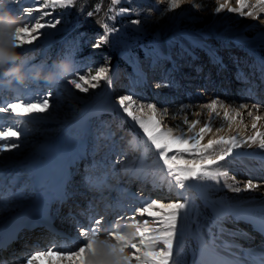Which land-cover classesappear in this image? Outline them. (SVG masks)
I'll return each instance as SVG.
<instances>
[{
    "label": "rangeland",
    "instance_id": "374dc122",
    "mask_svg": "<svg viewBox=\"0 0 264 264\" xmlns=\"http://www.w3.org/2000/svg\"><path fill=\"white\" fill-rule=\"evenodd\" d=\"M13 1L15 0H10L8 7L19 16L23 14L24 8L33 6L32 0H16L21 1L20 3H14ZM193 1L194 0H180L179 7L172 9L170 8V0H121V3L119 4H113L112 0H96L90 9L84 10L87 0H76L74 5L64 9H45V11L51 12V16L45 17V20L60 19L61 23L53 29H42L41 32H47L49 34L42 35L39 39L34 41L33 44L24 45L20 48V51L23 54V60H27V64H25L27 69L32 71L39 67L44 68L45 70H52L58 60L70 58L75 65L74 72L82 75H89L90 77L91 75H95L100 68L107 69L108 76L111 79L110 85H112V89L107 93L108 86L110 85L103 80L99 82L98 87L89 88L87 93L80 92L79 89H75L73 86L65 84L61 80L56 83H48L43 80L29 79L19 87L21 91L28 94L27 96H23L26 100L32 99L35 94L46 95L50 91V107L48 111L44 113H35L30 117H27L30 122V128L26 127L24 123L18 125V127L25 128V131L21 133L22 141L18 142L20 143V146H22L21 150L23 151H21L22 153H18L17 160L4 164H8L6 168L7 170L10 166L9 164L12 162L19 166L16 171L12 170L8 173V175H10L8 178L9 181L3 183V185L7 184V188L11 187L9 188L10 190H8L10 192L9 196H6L8 191L4 190V187L3 192L0 193V199L5 201V206L11 203V201H7L9 200V197L13 199L26 194H34V189L32 187V185H34V180L30 177L31 174L29 173V171L32 170L33 165L27 161L28 157H31L33 152H37L36 149H38L39 146H52L54 136L63 133L65 127L69 125L70 121L77 118L97 97L102 98L105 94H109V97L112 99L111 102H109V105L113 108L96 112L90 119L91 143L95 144L94 147L100 145V150H108L111 146H113V149L107 155L104 164H102L101 161H97L99 155H97V149H94L91 161L95 160L96 163H92L94 167L91 169V174L89 176L90 180L85 182L87 185L86 187H89L91 180L98 181V179H104L105 182H115L122 187H127L128 184L131 183V180L129 178H119L117 175V171L121 170L125 162H129L130 165H128V167H123V169L127 170L130 168L148 179H155L160 169L154 163L157 152L153 150L146 151V145L142 143L145 139L142 134L143 130L139 129L138 124L132 121L130 117H127V114L123 113L122 109L118 107L119 100H117V98L120 93L133 95L135 100H138L143 104L149 101H158L160 104L159 106L161 107H179L180 110L184 109V107H182L183 104L193 103L195 106L192 107V112L187 114V118L189 122H191L193 121L192 118L195 117L194 111L196 112L197 108L201 106L199 104L207 103L212 99L205 97V94L213 95V92L217 87L227 85V88H224L225 90L222 93H214L219 98H227L229 97V95H227L228 92L231 94H234L236 91L246 93L247 89L251 87L250 83L257 82L254 84H260L261 80L259 75L251 74L252 67H257L259 65V62L254 59L252 55H248L247 51L244 49V53L234 52L232 49V51L228 53L226 47L227 44L225 45V43L212 37L207 40L211 45H214L215 48H217V50H215L218 55L222 56V64L219 65V68L217 66H206V64H204V68L196 77V79H198V82L196 83L198 88H196V84H194L193 87L188 88L183 85V89H188V92H195L196 89H199L204 93V97L201 100L196 99L194 96L198 95L192 93L191 98H188L189 94H185V91H180L178 92V95H173L171 98L169 97L171 103H165L166 100L160 99L161 97L165 98L166 95L163 96L162 92L155 89V86H167L168 84L166 83L169 82L167 77L170 73L164 76V73L161 71L159 77L158 70H160V67L161 69L166 67L170 62H167L166 64L161 62L162 59L165 58L163 50L158 48L159 43L170 45V51L175 58H183L177 60V67H174V69L172 68L173 76L177 74L175 75V79L178 82H181L179 79V76L181 75L180 66L183 67L184 65H190V61H188L190 55L192 53V55L195 54V60H197L207 52V49L203 47L202 49L200 47V42L198 40L201 37L200 35L203 30H206L209 23L211 24L214 21L216 17L215 10L217 7H210L207 5V8L202 9L203 11H201V7H196V3L194 5ZM203 2L204 0H201L202 4ZM223 2H225V0H222L221 4H223ZM232 4L233 8H235L236 2L233 1ZM36 6H39L38 2ZM121 9H126L128 11L122 13ZM89 12L92 13L91 16L88 15ZM203 12H205V14H203ZM32 15H37V13H33ZM208 15L211 18H208ZM20 18L21 24L23 20V22H28L31 19L27 14ZM134 20H139L140 23H132ZM104 24H108L110 27H115L117 31L108 34L107 43H103L99 48H95L93 45L97 43L98 39L106 34L103 27ZM33 34L35 35V33ZM248 35L251 37L245 35L243 38L245 40H252L250 43L257 46L258 43L256 44L252 39L253 35ZM242 40L243 39L240 41L243 42ZM186 57L188 58L185 59ZM228 59L233 61L227 63ZM226 64H229L228 67L223 66ZM195 65L196 63L188 69L189 71L187 70V80L195 75ZM136 66L139 67L138 70L135 69ZM220 68L223 75L221 79L216 80L214 77L220 72ZM228 70H231V74H233V79L229 81L225 79ZM240 71L247 73L250 80L248 81V79H246L244 82L242 76L238 78V73ZM183 72L186 73V70H183ZM245 78L246 77L243 79ZM234 79L235 81H233ZM157 81L158 84L156 85L155 83ZM2 86L3 87L0 89V101H12L14 98L21 97L20 95L17 97L12 96L13 91H11V95L8 93L5 94L7 90L10 91L11 89H9L8 85L2 84ZM11 86L15 87L16 84ZM118 86L119 88L117 89ZM260 88L261 85L258 86V89ZM152 90H156V92L152 93ZM72 92L75 93L73 98L75 101L70 100L71 98L69 95H71ZM256 95H263V97H257L253 102L255 105H260L257 115L261 116L264 113V109H260L264 104V92L261 89ZM179 97L181 99H178ZM135 110L136 109H134V111ZM136 114L141 115L142 112L137 111ZM199 115L202 117L205 116L202 112H200ZM0 116V124H4L6 116L13 115L11 113H0ZM167 120H169V118ZM174 120L175 123H172ZM170 121L171 125L170 123L163 122L165 128L168 126V128L171 127L172 129H175L174 127L179 126V129H183L185 132L187 131L188 125L178 120L177 117H172ZM31 133H35L36 135H31V137H29ZM176 134L179 135L180 131ZM101 138H104L103 141H101ZM133 138L137 141L138 146L136 147L130 145V141H132ZM28 150H32L33 152L28 154ZM171 154L172 153H170V155ZM183 155L186 159L192 158L188 154ZM1 156H4V154H1ZM254 158L257 157H252L253 160ZM227 159H229V157ZM84 160V157H81L78 160L77 166L73 170V174L77 175L78 171L83 170ZM246 162L247 160L242 155V151L237 152L233 159L230 160L228 166L231 168L240 167L241 173L236 174L232 170H229L231 171L230 173L232 176H237L243 181H262L259 179L258 173L250 177L247 176V172H245ZM254 163L256 166L259 165L255 160ZM113 166L114 169L112 170ZM218 166L221 167L222 170L223 166L220 162L213 167ZM87 170H89V168H87ZM102 171L107 172V174H101L100 172ZM15 175L19 176L16 181L12 179L15 178ZM76 179H78V177ZM3 180L4 179H2L1 182H4ZM10 180L12 181L11 183ZM157 181L159 183L160 178H158ZM187 183L190 184V187L179 190L184 193V196H178L177 190L175 189L169 191L167 184L165 183L159 188L158 194L154 193L153 189H148L145 192L142 190V192L147 196L150 194L155 195L157 197L156 200L163 203L175 202L178 199L182 201L184 198L189 200L190 203L187 209V215L184 216L182 213L181 218H179L177 222V235L173 243V258L176 261V264H190L192 261L194 264H202L200 257H195L197 254L196 248L191 245L195 238L193 235V228L196 224L197 214L203 213L211 217V215L208 214L207 207H203L207 206L205 202L207 200H216L219 203H223V201L226 202L228 196L226 193L222 195L224 198H217L219 194L214 191V189L217 188L215 181H190ZM101 184L102 185L99 186L105 187L103 183ZM140 184L142 183H135L132 188H134L136 192H139L141 190L139 187ZM69 186L71 189H73L74 186L76 187V190L71 192L73 197L78 194H83L86 197L85 199H87L89 198L88 196L91 195L90 190L85 191L83 186L70 185V182ZM100 194L98 196H100ZM115 194L117 195L116 201L118 202L120 199L124 198L126 192L115 190ZM91 196H93L91 201L93 202V205L96 206L99 201L98 196H94L93 194ZM131 198L132 200H137L136 197ZM54 205L57 204L54 203ZM126 205H130V208L124 209L125 206H123L122 211L115 213L119 216V214L123 212L122 215L124 216L121 215L122 218H129L128 220L118 218V220L121 219L123 224L135 222L129 217L130 215H133V213L127 214V212H132V209L139 207L141 204L129 201ZM194 208L197 214L195 212L193 214ZM10 209L11 207H8V210ZM65 210L66 205L64 204V208H62L61 211L64 212ZM106 212L110 213V210L108 209ZM144 218L139 217L138 215L136 216V219L139 220ZM147 219H149L150 222L152 220V218ZM103 220H106V223L113 221L112 219ZM211 221L217 226V230H220V234L228 237L232 243H238L239 245L246 247L257 243L256 241L247 244V241L241 235V233L246 230L253 231V227L248 223L239 219H230L228 217H225L222 220H218L216 217H211ZM218 225H220V228ZM52 246H54V244ZM189 249L192 250V254ZM128 251L134 250L129 249ZM23 253L24 250L21 252V255H23ZM63 264H67V261L63 262Z\"/></svg>",
    "mask_w": 264,
    "mask_h": 264
},
{
    "label": "bare ground",
    "instance_id": "6f19581e",
    "mask_svg": "<svg viewBox=\"0 0 264 264\" xmlns=\"http://www.w3.org/2000/svg\"><path fill=\"white\" fill-rule=\"evenodd\" d=\"M164 1V0H163ZM167 1V0H165ZM222 0H204L203 4L201 3V0H194L193 3L196 7H201L202 9H206L207 5L210 7H219L221 5ZM233 1L236 2L235 8H240V4L238 3V0H225L223 4L225 7L216 13V17L214 21L210 24L208 28L203 30L201 33V37L199 38L200 47L207 49V52L203 56L200 57V59L195 60V54L190 55V58L188 61H190V65L186 66L184 65L181 67L179 76V79L181 82H178L175 79V74L173 76V70L176 66L177 60L183 59V58H175L170 49V45H166L163 43H159L158 48L163 50L164 52V58L162 59V63L166 64L167 62H170L166 67L162 68L160 67V70H158V75L160 77L161 71L165 75H170L167 77L169 82L167 86L159 85L158 87L155 86V89H158L160 92H162V95H166L165 98L161 97L160 99L166 100L165 103H171V96L178 95L180 91H185V94H189L188 98H191L192 93L196 94L198 96L196 99H202L204 97V93L200 91L199 89H196L195 92H188V89H183V85L188 87H193L194 84L198 82V79L196 77L199 75L200 71L204 68V64L210 65V66H217L219 68V65L222 64V56L217 54V48H215L214 45H211L208 38H216L218 41H221L222 43L227 44V51L230 53V51L234 50V52H242L244 53L246 50L248 55H252L254 59H256L259 62V65L257 67L253 66L251 70V74L259 75L260 78V84L255 85L257 82H252L251 87L247 89L246 93L243 92H234V94H231L228 92L227 95L229 97H222L219 98L215 94L222 93L226 88L227 85H223L222 87H217L215 91L213 92V95H206L205 97L212 98L207 103L199 104L200 107L197 108V113L194 111V116L192 120H199L200 123L195 126V128L192 130V132H187V135H193L197 132H199L200 128L204 126V123L208 121L209 116L213 117L211 121V127L212 131L207 133L204 136V139L201 141L202 144H206L208 140L210 139H218L220 136L229 137V136H237L241 140H247L248 137L253 136L256 134V132H262L264 133V113L260 116L261 119L259 121H254L253 117L248 116V112L252 111L253 116H257V110L253 108V105H255L253 102L258 97H263V95L257 96L258 91L264 92V4H258V0H245V3L248 4L249 7L244 9V15H241L240 12H232L229 11L230 8H233ZM14 3H20L21 1H13ZM255 6V7H254ZM204 7V8H203ZM216 8V9H217ZM251 11L253 13L252 16H248L246 13ZM22 12V11H21ZM205 14V12H203ZM26 14L23 13L21 16H25ZM20 16V17H21ZM208 18H211L209 15ZM21 19V18H20ZM24 21V20H23ZM248 34H252V39L256 42L257 46L252 45L250 41L252 40H245L243 36H249ZM251 37V36H249ZM243 39L241 42L239 39ZM212 41V40H210ZM213 44V43H212ZM202 48V49H203ZM216 49V50H215ZM232 49V50H231ZM244 49V50H243ZM186 57L185 59H187ZM233 60L228 59L227 63H231ZM255 61V60H254ZM212 62V63H211ZM194 66V76H192L190 79L188 77V69L191 68L192 65ZM162 64V65H163ZM229 64L223 65L224 67H228ZM163 67V66H162ZM179 67V68H180ZM197 67V68H196ZM231 67V65H230ZM139 67H135L136 70H138ZM184 68V69H183ZM199 68V69H198ZM207 69V67H206ZM183 70H186V73L183 72ZM188 70V71H187ZM198 70V72H197ZM228 74L226 75L225 79L227 81L233 79V74H231V70H228ZM238 78L242 76V80L244 82L246 79L248 81L250 78H248V74L240 71ZM223 75V72H218L217 76L214 77V79H221ZM186 76V78H185ZM174 77V78H173ZM246 77L245 79H243ZM235 81V79L233 80ZM237 81V80H236ZM243 82V83H244ZM192 86H191V84ZM240 83V82H239ZM255 83V84H254ZM158 84V81L155 83ZM140 85V84H139ZM245 85V84H243ZM261 85V88L258 89V86ZM21 85L16 84L15 87L8 86L10 91H6V93L10 94L11 91H13L12 96H27V93H24L20 90ZM2 83H0V89L2 88ZM5 87V86H4ZM119 86L117 87V89ZM196 88H198L196 84ZM209 88V86H208ZM225 88V89H224ZM112 85L108 86V92L111 91ZM207 90V89H206ZM205 90V91H206ZM257 90V91H256ZM156 92V90H152ZM204 91V92H205ZM208 91V90H207ZM206 93V92H205ZM215 93V94H214ZM74 92L69 95L71 98L70 100L75 101L74 98ZM11 95V94H10ZM126 95L125 93H120L119 97ZM119 97L117 100H119ZM199 97V98H197ZM134 98V97H133ZM168 98V99H167ZM178 99H181L180 97ZM111 98L109 97V94H105L102 98L97 97L94 99L86 108L81 112V114L70 121L69 125L65 127V130L63 133L55 135L53 139V145L52 146H39L37 152H33L32 150H28V154H31L32 156L28 157V160L30 163H32L33 168L29 171L31 174L30 177L34 180V185H32L34 189V194H26L21 197H15L10 198L7 201H11L10 204L5 206V201L3 199H0V239L4 240L5 233L12 228L16 223L26 226L29 223V227L32 229L30 230H19V233L21 235L20 239L16 241L13 248L10 252H7L3 250L4 256L0 253V260L1 264H24L27 257H29L31 254H34L37 251H43L47 250L49 248H56L63 244H68L69 246L72 245L74 241H77L80 239L79 235V227H78V221H81V219L84 218L85 215H88L86 218L87 223H90V217H97L100 219H108L109 216L107 212L104 210L105 208H111L113 209V213L122 211V207L125 206L124 209L130 208V205H126L127 202H135L137 204H142L144 201L148 200H156L157 197L155 195H144V192L148 189H153L154 193L158 194V190L160 187H154V182L158 183V178L161 176V171H158L157 176L155 179H148L147 177L143 175H139L134 170H131L130 168L125 170L123 167H128L130 165L129 162H125L123 164V167L121 170L117 171V175L119 178H125L130 179L131 183L128 184L127 187H122L118 185L115 182H105L104 179L98 181L91 180L89 187H86V181L90 180L89 176L91 174V169H93L92 163H96L95 160L91 161L93 157V151L94 149H97V155L98 160L101 161L102 164H104L107 158V155L110 153V151L113 149V146H111L108 150H100V145H96L94 147V143H91V127H90V119L94 115V113L105 110V109H112L113 107L109 105V102H111ZM213 100H217V112L219 113V117H216V113H210L209 109L205 107V105L211 103ZM259 100V99H258ZM137 106L143 105L144 111L142 112V116L144 118H147L148 115H150V110L147 108L148 104H157L158 108V114L157 119L161 121V128L162 130H167L168 126L165 128V124L163 122L170 123L171 118L177 117L178 120L181 122L184 121L185 118H187V114L192 112V107L195 105L193 103L191 104H183L182 107H184V110L181 111L179 107L177 108H171L169 106L161 107L159 106L158 101H149L147 103H142L138 100ZM174 101V100H173ZM113 105V104H112ZM223 105V106H221ZM241 105H248L247 108H241ZM185 106H187L185 108ZM260 107V105H258ZM119 107V104H118ZM134 109H136V106H134ZM163 109H167V114H162ZM225 109H227L230 116L233 117L232 120H229L225 118L224 112ZM260 109H264V104L261 106ZM200 112H202L205 116H200ZM239 112L240 115L237 116L236 113ZM193 116V115H192ZM1 117V116H0ZM169 118V120H167ZM176 119V118H175ZM188 119V118H187ZM26 121L24 125L26 127H31L29 119L27 117H14V116H6V121L4 124H11L15 121ZM179 122V121H178ZM177 122V123H178ZM175 123V120L174 122ZM256 123L257 127L253 129L252 124ZM180 124V123H179ZM167 125V124H166ZM171 125V123H170ZM171 128V127H170ZM173 129L174 134L178 133L179 129L177 127H174ZM180 128V127H179ZM222 131H217V129H221ZM25 129V128H24ZM22 131L21 133H23ZM31 135L35 136V133H31ZM177 135V134H176ZM28 137V136H26ZM105 138V137H104ZM104 138H101V141H103ZM20 142L21 136H20ZM18 141V142H19ZM116 143V142H115ZM100 144V143H98ZM113 144V143H112ZM93 145V146H92ZM21 147L17 149H12V151L4 152V156H1L0 154V179H4V182H1L0 180V193L3 192V183L9 178L10 175H8L9 172L16 171L18 169V165L14 162L10 163L8 170L7 165H4L6 163H9L11 161H15L18 158V153H22ZM221 146L216 147V151L218 152L220 150ZM35 151V150H34ZM242 151V155L244 158H246L247 162L245 165V172H247V176H253L256 173H258L259 179L262 181H252L254 185H258V187L251 189V190H244L245 185L249 180H242L237 176H232L230 173L232 170L236 174H240L241 170L240 167L231 168L228 166L230 163V160L233 159V157L236 155L237 152ZM256 156L257 158H254V160L259 163L258 166L255 165L254 160L252 157ZM26 157V156H25ZM84 157V168L81 171H78L77 175L73 174L74 168H76L78 160ZM12 159V160H11ZM223 168V171H227L229 173V176L227 180L224 178L220 179V182H215V185L217 188L214 189L218 195L217 198H224V194L227 193V200L226 202L223 201V203H219L216 200H207L205 204L207 206L206 209L208 210V214L211 215V217H216V213H222V217L220 220L224 219L225 217H228L230 219H239L245 223L250 224L253 227V231H244L241 233V235L245 238L247 241V244H251L253 242H256L254 245H248L241 246L238 243H232L228 237H225L220 234V230H217V226L211 221V217L208 215H205L203 213L197 214L195 212V208L193 209L194 212L197 214V220L195 227L193 228V235L194 240L191 245H193L196 250L197 254L195 255L196 258L200 257V261L202 264H222V261H238V264H264V255H260V253H264V149L259 148L258 143L252 144L250 141L246 144H243L241 148L234 149L233 155L229 157V159H225L224 161H219ZM21 167V166H20ZM89 168V170H87ZM231 168V169H230ZM114 169V166L112 167V170ZM33 172V173H32ZM107 174V172H100ZM15 178H12L13 180H17L19 178L18 175L14 176ZM78 177V179H76ZM235 178L234 180L232 178ZM81 178V179H80ZM75 180V181H74ZM242 180V181H241ZM12 181L10 180V183ZM70 185H80L83 186V189L85 191L90 190L91 195L98 196L100 193V196H98V208L92 210V204L89 202L86 207H83L81 205V202H86L85 200L89 201L93 198V196L89 195L87 199L83 194H78L77 196H72L71 192L75 191L76 187L74 186L73 189H71ZM244 182V184H243ZM104 186H99L102 185ZM135 183H142L140 184L141 190L139 192H136L133 187ZM165 184H167L165 182ZM226 184H231L233 186H239L242 191L235 192L232 191L231 188L226 187ZM98 185V186H97ZM108 189V190H106ZM115 190L118 191H125L126 195L123 199H120L118 202H115V199L117 198V195L115 194ZM142 190L144 192H142ZM213 191V192H214ZM9 192V191H8ZM6 194V196H9L10 192ZM141 192V193H140ZM99 193V194H98ZM136 193V194H135ZM143 194V195H141ZM72 196V197H71ZM57 197L59 201L61 199H66L67 204L72 205L73 208L68 210L66 213H57V220H64L65 223H70L68 227H73L75 238L72 236H67L64 238L55 236L54 246L51 245V242H49V239L46 238V231L44 228H38L35 229L32 225V223L27 220L28 215L32 212V209H34L36 206H40L43 203L47 202L50 206L51 201ZM131 197H136L137 200H132ZM85 199V200H84ZM140 199V201H139ZM122 200V201H121ZM230 203V204H227ZM60 202L57 203L56 207H59ZM89 205L91 206L89 208ZM8 207H11L10 210H8ZM104 210V211H103ZM133 212L128 211L127 214H132ZM70 216H73L70 218ZM133 215H130L129 217H132ZM113 218V217H112ZM110 217V219H112ZM77 219V220H75ZM117 220V217L114 218V221ZM77 221V222H75ZM106 220H102L103 223ZM83 222V221H81ZM198 223V224H197ZM64 224V223H62ZM83 224V223H82ZM80 224L79 226H81ZM121 225L123 223H120ZM221 224V223H220ZM65 225V224H64ZM85 225V224H84ZM82 225V226H84ZM89 226V224H88ZM87 226V227H88ZM67 227V226H65ZM220 228V225H218ZM45 237V238H44ZM41 238H44V242ZM213 239L215 240L214 245L212 244ZM47 241V242H45ZM201 241L206 243V247H202ZM42 246H41V245ZM190 247V246H189ZM24 250L23 255H21V252ZM191 249H189L190 251ZM1 251V249H0ZM19 251V252H18ZM192 254V250L190 251ZM26 254V255H24ZM30 254V255H29ZM11 255V257H10ZM190 260V259H189ZM59 257H53L51 259L44 258L40 261L36 262V264H58ZM190 264H194V262H190Z\"/></svg>",
    "mask_w": 264,
    "mask_h": 264
},
{
    "label": "snow or ice",
    "instance_id": "6c2138e0",
    "mask_svg": "<svg viewBox=\"0 0 264 264\" xmlns=\"http://www.w3.org/2000/svg\"><path fill=\"white\" fill-rule=\"evenodd\" d=\"M38 2L39 6H36ZM113 4L121 3V0H112ZM33 6L23 9V13L29 15L31 19L28 22L22 21V27L18 29L15 37L17 46L22 48L24 45H31L42 35H47V32H41L42 29H53L61 23L60 19L45 20V17L51 16V12L45 9L67 8L76 3V0H32ZM240 8H230L229 11L240 12L244 15V9L249 7L245 0H238ZM258 4H264V0H258ZM180 0H170V8L179 7ZM225 7L224 4L219 5L217 12ZM255 7V6H254ZM128 10L121 9V12ZM138 11V10H136ZM37 13V15H32ZM252 16L251 11L246 13ZM92 15L91 12L88 13ZM134 24H139V20L132 21ZM105 35L98 39L93 45L99 48L101 44L107 43L108 34L116 32L115 27H110L108 24L103 25ZM35 33V35L33 34ZM70 59V58H69ZM22 63L27 64V60H22ZM103 80L107 84H111V79L108 76L107 69L100 68L95 75H82L73 72L71 77L61 79L65 84L79 89L80 92L87 93L89 88H96L99 82ZM23 85V83H18ZM51 92L46 95L35 94L32 99L26 100L23 96L14 98L12 101H0V113H11L14 117H30L35 113H44L48 111L49 97ZM119 107L123 113L127 114L132 121L136 122L139 129L143 130L145 137L142 142L146 145L147 150L157 152L154 163L159 167L162 176L160 182L155 183L154 187H161L166 182L169 191L177 190L178 196H184L183 190L190 187L187 182H220L221 178L227 180L229 173L221 170V167H213L218 165L219 161H224L226 158L233 155L234 149H239L243 144L249 141L252 144H257L259 148L264 149V133L256 132L255 135L248 137L247 140H241L237 136L224 137L218 139H210L206 144L201 141L204 136L212 131L211 121L213 117L209 116L208 121L200 128L199 132L193 135H187L183 129H179V135H175L172 128L162 130L161 121L157 119L158 108L156 104H148L150 115L144 118L142 115H137L136 112H143L144 106H137V101L133 95H124L119 97ZM217 100L205 105L210 113L217 112ZM134 106L136 110L134 111ZM223 106V105H221ZM187 106H185L186 108ZM241 108H247L248 105H241ZM257 111L258 105H253ZM182 109L181 111H183ZM162 114H167V109H163ZM248 116L253 117L254 121H259V115L253 116L252 111H249ZM240 115L239 112L236 113ZM225 118L232 120L227 109L224 112ZM26 123V121H15L11 124H0V154L17 149L20 147L21 132L24 128L18 125ZM188 125L187 132H192L199 120L189 122L187 118L183 121ZM253 129L257 127L256 123L252 124ZM217 131H222L217 129ZM133 147L138 146L137 141L133 138L130 141ZM221 146L217 152L216 147ZM170 153H172L170 155ZM183 154H188L191 159H186ZM235 179L234 177L232 178ZM226 187L232 191L240 192L242 189L239 186L226 184ZM258 187L251 180L247 182L244 190H251ZM189 200L184 198L182 201L178 199L175 202L163 203L159 200L144 201L139 207L132 209L133 216L130 218L135 222L124 223L121 225L119 221L103 223L102 219L95 216L90 217V224L87 228L79 227L80 239L74 241L71 246L68 244L60 245L56 248H49L43 251H37L26 258L24 264H36L41 259L59 257L58 264H176L173 258V243L177 235V222L183 213L187 215ZM222 203V202H221ZM152 218L136 219V216ZM217 219L222 217V213H216ZM122 219L128 220V217ZM202 247H206V243L201 241ZM213 239L212 244L214 245ZM129 249L134 251H128ZM264 255V253H260ZM222 264H238V261H222Z\"/></svg>",
    "mask_w": 264,
    "mask_h": 264
},
{
    "label": "clouds",
    "instance_id": "9594fccd",
    "mask_svg": "<svg viewBox=\"0 0 264 264\" xmlns=\"http://www.w3.org/2000/svg\"><path fill=\"white\" fill-rule=\"evenodd\" d=\"M9 3L10 0H0V83L11 86L29 79L56 83L71 77L75 68L71 59L58 60L52 70L39 67L32 71L27 69L22 63L23 54L15 39L18 29L22 27L21 19L8 7Z\"/></svg>",
    "mask_w": 264,
    "mask_h": 264
},
{
    "label": "trees",
    "instance_id": "16d2710c",
    "mask_svg": "<svg viewBox=\"0 0 264 264\" xmlns=\"http://www.w3.org/2000/svg\"><path fill=\"white\" fill-rule=\"evenodd\" d=\"M96 0H87V2L85 3L86 6L84 8V10L90 9L92 7V4L95 2Z\"/></svg>",
    "mask_w": 264,
    "mask_h": 264
}]
</instances>
